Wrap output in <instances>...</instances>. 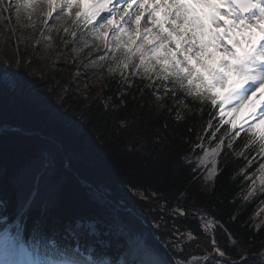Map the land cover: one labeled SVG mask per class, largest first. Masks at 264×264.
<instances>
[{
  "label": "trees",
  "instance_id": "obj_1",
  "mask_svg": "<svg viewBox=\"0 0 264 264\" xmlns=\"http://www.w3.org/2000/svg\"><path fill=\"white\" fill-rule=\"evenodd\" d=\"M5 72L0 61V219L14 222L20 204L36 187L46 209V231L56 232L62 244L75 242L63 235L68 222L91 217L100 231L104 225L123 222L129 236L139 234L167 264L174 260L214 264V258L192 261L193 256L216 252L211 239L200 231L199 221L184 217L174 220L167 211L178 203V194L192 180L191 166L185 164L184 157L198 143L196 134L210 145L216 129L208 128L206 122H218V107L202 105V112L177 125L173 119L177 109L169 111L173 101L168 96L161 102L156 99V92L164 95L163 89L156 90L161 81L135 74L128 82L110 80L82 95L49 74H27L22 66H15L18 77L10 88L2 81ZM106 95L112 98L108 106L103 104ZM181 95L177 92L178 97ZM226 129L229 127L215 136H223ZM242 139L243 133L231 149H222L214 191L197 199L211 207L233 237L230 243L229 236L219 230L215 234L216 243L228 258L258 264L264 253V193L258 184L251 197L247 193L255 177L251 173L261 158L251 149L236 155L242 151L238 147ZM196 152L201 154L199 149ZM245 157L255 159L242 171L248 163ZM192 188H199V184ZM151 192L162 193L164 200ZM165 201L167 207L161 210L159 205ZM39 214L34 211L32 218ZM173 223L181 232L190 228L195 235L191 240L176 235ZM15 228L24 240L37 246L31 239V220ZM103 236L112 240L111 235ZM95 239L99 250L111 253L113 261L125 250V242L105 247ZM174 243H179L182 255L173 250ZM39 246L47 248L44 243ZM241 248L247 250L241 253Z\"/></svg>",
  "mask_w": 264,
  "mask_h": 264
},
{
  "label": "snow or ice",
  "instance_id": "obj_2",
  "mask_svg": "<svg viewBox=\"0 0 264 264\" xmlns=\"http://www.w3.org/2000/svg\"><path fill=\"white\" fill-rule=\"evenodd\" d=\"M39 2L49 8L46 14L48 17L57 10H60L63 16L71 15L74 7L80 9L75 13L74 27L70 32L73 37L79 31L80 25L88 29V25L92 24L101 12L108 13L109 15L101 19L99 28L93 26L88 29L105 44V47L120 40V34L127 31L126 25L135 24V34H129L127 41H120L114 47H109L117 67L121 70L131 69L130 75L139 74L141 71L155 72L156 79L161 81L156 90L163 89L164 96H168L173 101L169 111L173 108L177 109L173 118L177 125L202 112V105H208L210 108L218 107L222 118L216 126L209 119L206 122L208 128L215 127L216 131H219L223 125L231 124V128L226 129L223 136L216 137L215 132L211 134L212 139L217 140L218 143L210 149L202 142V135L196 134L198 143L192 145L193 151L184 157L185 164L191 166L192 180L178 194V203L167 211V215L174 220L184 217L199 221L200 231L211 239L213 249L219 252L220 257L225 256V252L220 250V246L216 243L215 234L219 230L225 236H229L231 243L230 234L221 220L213 214L211 207L199 203L197 198L213 193L218 171L216 158L222 148L231 149L241 133L243 139L238 147L242 151L237 152L236 155H244L243 149H251L261 158L251 175L257 176L260 191L264 193V103H262L264 101V0H93L90 3H86L85 0H39ZM34 3L36 0H16V9L19 11L23 8L28 11L33 9ZM161 9L164 10L162 17L158 15ZM28 16L31 19V11H28ZM118 16L124 20V23H116V26L112 27ZM141 20H144L145 24H151L152 27L145 28L141 32ZM100 28L111 29L113 33L111 41H105L107 32L99 31ZM153 30L159 35L155 41L149 42L148 38L152 36ZM65 32H68L67 28ZM161 50L167 53L163 59L160 55ZM217 51H222L223 55L217 56ZM205 56L213 63L205 60ZM192 58L196 59L199 68L192 63ZM100 59L103 60L105 57L101 56ZM152 60H155L156 64H151ZM121 76L127 79L123 71ZM164 82H170L171 87L169 88ZM218 86L224 89L226 94L222 95L218 92L216 90ZM177 92L182 95L178 97ZM226 104L230 105L233 111L242 106H251V115L239 126V130H236L238 126L233 121L223 119ZM193 105L196 106L195 110ZM215 115L213 113V118ZM228 115L231 116V112ZM165 127L167 128V124ZM187 130L189 133L193 131L191 126ZM224 136L228 138L227 144ZM197 149L201 154H197ZM209 158H211V167H207ZM245 159L248 163L242 171L251 167L255 157L252 159L245 157ZM220 170L223 171V166ZM245 178L250 179V177ZM193 184H199V188L193 189ZM256 187V180H252L248 197L253 195ZM150 194L159 200H164L162 193ZM159 207L161 210L166 208L167 201ZM36 210L40 214L33 219L32 213ZM17 216L21 225L29 220L32 221L31 239L35 244L44 243L50 250L57 251L65 257L59 261H50L49 264H112L103 251L99 250L95 239L99 225L94 218L78 217L68 222L64 226L65 238L70 236L75 243L62 244L57 239L56 232L46 231V209L40 203L38 191L34 190L24 198L18 208ZM161 220L163 221V217ZM164 223L167 224L166 221ZM173 228L176 235L186 236L189 240L195 235L190 228L181 232L176 228L175 223ZM17 236L20 237L19 231ZM81 241L84 243L82 244ZM20 242H23L22 239ZM173 250L178 255H182L179 243L173 244ZM246 250L240 249L241 253ZM96 256L100 258H94ZM0 264H16V262L4 259L0 260ZM173 264H190V262L174 260ZM214 264H234V262L214 258ZM235 264H252V260L239 261ZM258 264H264V256L259 257Z\"/></svg>",
  "mask_w": 264,
  "mask_h": 264
},
{
  "label": "rangeland",
  "instance_id": "obj_3",
  "mask_svg": "<svg viewBox=\"0 0 264 264\" xmlns=\"http://www.w3.org/2000/svg\"><path fill=\"white\" fill-rule=\"evenodd\" d=\"M3 1L4 0H0V61L4 64L6 71L2 77V81L6 86L13 88L16 84L18 75L15 72V66L24 67V70L30 75L44 76L45 74H49L52 78L59 79L61 83L73 92L82 95L99 89L110 80L116 79L120 82L129 81L131 69L121 70L118 68L109 51V47H114L116 43L127 41V38L123 37V33L120 34L119 41L109 43V47H105V44L101 43V41L88 30L93 26L99 28L95 20L92 24L88 25V29L80 25L79 31L76 32L75 37L70 35L74 27L73 22L75 20V13L80 9L76 10L72 15L63 16H61L60 10H57L48 17L46 15L49 11L47 5L43 3L40 4L36 0L33 9L28 10L32 12V17L30 19L28 11L25 9L21 8L17 11L16 0H14L13 3H11V0H7V2L13 6V13H10L7 8L2 9V4H5ZM85 2L89 3V0H85ZM162 13L163 11L160 10L158 15L162 17ZM3 17L7 20L4 25L9 27L8 32L3 29ZM123 23L124 22H122V24ZM143 26H145V28L152 27V25L149 26V24L145 23ZM66 28L68 32H65ZM99 31H106L107 36L105 37V41H111L113 33L110 36V30L100 28ZM153 34L155 37H153L152 40L150 39L149 42L155 41L159 35L156 30H153ZM137 42H139V40H137ZM91 43L97 45L93 48H89ZM221 53L222 51H217V56H220L219 54ZM160 55L163 59L166 57L167 53L161 50ZM101 56H104L105 59H100ZM204 59L209 63H213L207 56H205ZM136 62H138V59ZM192 63L195 65V58H192ZM151 64H156V61L152 60ZM196 66L197 68L200 67L199 64ZM110 68L112 69L111 71ZM121 71H123L124 77H127V79L121 76ZM62 75H64L63 79ZM136 75H141L154 82L160 81L156 79L155 72L141 71ZM165 84H167L169 88L171 87L170 82H165ZM216 90L222 95L226 94L225 90L219 86ZM163 98L164 95L162 96V94L156 92V99L159 102H161ZM111 100V96L106 95L103 99V104L108 106L111 104ZM227 105L228 104H226L224 108L230 109L226 108ZM221 119L220 115H218V122L213 125H218ZM223 119H230L233 121L238 126L236 130H239L241 124L237 123L235 118L228 117L224 114ZM225 126L231 128V124H225L220 127L219 131H215V134H220ZM213 128L216 129L215 127ZM226 138L227 136L224 137V139ZM211 141L212 144L210 143L208 147L206 146L208 149L216 146L215 140L211 139ZM207 167H211V159H209ZM216 167L218 169L217 164ZM254 180H256L260 190L257 176L254 177ZM6 219L7 218L3 217L0 219V222H4ZM117 224H119V222ZM114 227L115 225H106L104 234L110 233ZM125 235L128 234L126 233ZM101 236L102 233L98 231L97 237L101 238ZM128 239L131 240L129 237ZM121 261L122 264H128V261L124 258Z\"/></svg>",
  "mask_w": 264,
  "mask_h": 264
},
{
  "label": "bare ground",
  "instance_id": "obj_4",
  "mask_svg": "<svg viewBox=\"0 0 264 264\" xmlns=\"http://www.w3.org/2000/svg\"><path fill=\"white\" fill-rule=\"evenodd\" d=\"M93 1V0H92ZM3 2H5V4H2V9L3 8H7V10L9 9V11H10V13H13V6H11V4H9L8 2H7V0H4ZM14 2V0H11V3H13ZM37 2H39V0H37ZM40 3V2H39ZM41 4V3H40ZM39 4V5H40ZM7 5V6H6ZM9 5V6H8ZM76 10H78V8H73L72 9V13H71V15L72 14H74L75 13V11ZM163 10V9H162ZM5 12V11H4ZM163 12H164V10H163ZM107 15H109L108 13H106V12H104L103 13V15L101 16V18L97 21V24L99 25L100 24V21H101V19L104 17V16H107ZM126 19V18H125ZM7 20H6V18H4L3 17V26H4V28L3 29H5L6 30V32H8V30H9V27L7 26V25H4L5 24V22H6ZM120 22H124V20H122L119 16L118 17H116L115 18V20H114V22H113V25H112V27H115L116 26V23H120ZM144 20H141V23H140V31H142L143 32V30L145 29V26H143L144 25ZM10 26V25H9ZM126 28H127V31L126 32H124L123 34V37H126L127 39H128V35L129 34H135V32H136V26H135V24H128V25H126ZM4 30V31H5ZM21 30V29H20ZM105 30H110V36L112 35V31H111V29H105ZM23 31V30H22ZM258 31V30H257ZM8 35H10V34H8ZM153 36H151V37H149L148 39L150 40H152L153 39V37H155L154 36V34H152ZM95 45H97V44H95V43H91L90 44V46H89V48L90 47H94ZM220 56L222 55V54H219ZM259 98V97H258ZM226 108H230V109H225V111H224V114L226 115V116H228V117H231V118H235V120H236V122L237 123H240V124H243V122L245 121V120H247V119H249V116L251 115V110H250V108H251V106L250 105H248V106H242V107H240L239 109H237L236 111H233V110H231V106L230 105H227V107ZM229 112H231V116H229L228 115V113ZM222 150V149H221ZM217 158H218V156H217ZM216 158V159H217ZM209 159H211V158H209ZM148 260H149V262L151 263V264H156L157 263V260L156 259H154L153 257H148Z\"/></svg>",
  "mask_w": 264,
  "mask_h": 264
},
{
  "label": "water",
  "instance_id": "obj_5",
  "mask_svg": "<svg viewBox=\"0 0 264 264\" xmlns=\"http://www.w3.org/2000/svg\"><path fill=\"white\" fill-rule=\"evenodd\" d=\"M89 185V184H88Z\"/></svg>",
  "mask_w": 264,
  "mask_h": 264
}]
</instances>
